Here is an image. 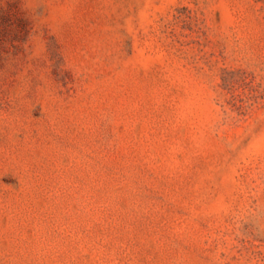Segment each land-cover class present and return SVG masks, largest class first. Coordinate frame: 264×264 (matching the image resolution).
<instances>
[{
  "label": "rangeland",
  "instance_id": "374dc122",
  "mask_svg": "<svg viewBox=\"0 0 264 264\" xmlns=\"http://www.w3.org/2000/svg\"><path fill=\"white\" fill-rule=\"evenodd\" d=\"M0 264H264V0H0Z\"/></svg>",
  "mask_w": 264,
  "mask_h": 264
}]
</instances>
